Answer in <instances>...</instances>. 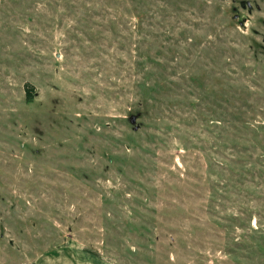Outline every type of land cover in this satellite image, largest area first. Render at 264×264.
<instances>
[{"label": "rangeland", "instance_id": "obj_1", "mask_svg": "<svg viewBox=\"0 0 264 264\" xmlns=\"http://www.w3.org/2000/svg\"><path fill=\"white\" fill-rule=\"evenodd\" d=\"M64 246L264 264V0H0V264Z\"/></svg>", "mask_w": 264, "mask_h": 264}, {"label": "crops", "instance_id": "obj_2", "mask_svg": "<svg viewBox=\"0 0 264 264\" xmlns=\"http://www.w3.org/2000/svg\"><path fill=\"white\" fill-rule=\"evenodd\" d=\"M62 248L66 253L52 250L39 251L35 250V248H32L33 250H31L30 248L27 253V259H24L22 262L11 264H97L95 260L90 258V255L85 249L72 248L70 246H64ZM75 254L77 256H74Z\"/></svg>", "mask_w": 264, "mask_h": 264}, {"label": "trees", "instance_id": "obj_3", "mask_svg": "<svg viewBox=\"0 0 264 264\" xmlns=\"http://www.w3.org/2000/svg\"><path fill=\"white\" fill-rule=\"evenodd\" d=\"M28 83L26 84V93H27V100L30 101L33 97L32 92L30 91V88L28 87Z\"/></svg>", "mask_w": 264, "mask_h": 264}, {"label": "water", "instance_id": "obj_4", "mask_svg": "<svg viewBox=\"0 0 264 264\" xmlns=\"http://www.w3.org/2000/svg\"><path fill=\"white\" fill-rule=\"evenodd\" d=\"M136 118H137V116H136L135 114H132V115L130 116V121H131L132 123H134V122L136 121Z\"/></svg>", "mask_w": 264, "mask_h": 264}]
</instances>
